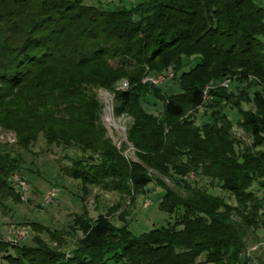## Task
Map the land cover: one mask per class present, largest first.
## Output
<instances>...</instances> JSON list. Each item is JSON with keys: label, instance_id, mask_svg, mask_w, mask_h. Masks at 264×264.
<instances>
[{"label": "trees", "instance_id": "16d2710c", "mask_svg": "<svg viewBox=\"0 0 264 264\" xmlns=\"http://www.w3.org/2000/svg\"><path fill=\"white\" fill-rule=\"evenodd\" d=\"M82 1L0 0V110L12 92L27 96L26 89L35 90L30 94L34 99L23 104L20 120L12 121V113H5L10 114L7 118L0 111V124L16 130L19 145L21 139L29 141L43 132L47 145L98 150L104 159L98 164L74 160L71 168L63 170L83 185L124 191L128 183L142 191L153 180L146 163L161 169L186 195L155 180L164 191L158 209L176 215L165 226L136 237L127 224L114 228L108 213L95 220L76 214L75 230L82 237L72 257L37 243L17 248L18 256L6 259H21L23 264H248L245 236L264 225V215H259L264 195L260 198L252 190L256 185L264 191V94L253 92L254 113L241 112L239 126L252 138L251 146L241 152L235 151L231 122L222 111V103L229 101L226 89L211 90L213 100L204 105L202 96L210 80L228 77L243 82L253 76L264 84V7L256 0H118L110 10ZM124 2L131 6L126 8ZM185 46L188 57L199 58L188 72L180 73L179 94L165 95L141 83L143 65L152 67ZM95 66L108 71L102 79ZM120 76L131 85V90L118 95L124 107L134 109L130 135L136 146L137 139L148 143L144 164L126 162L114 146L99 138L100 131L89 132L93 107L80 119L55 116L77 110L75 103L64 101L79 95L82 83L91 80L111 86ZM46 83L51 86L43 88ZM148 96L162 101L161 119L140 109V101ZM53 97L62 100L61 108L50 101ZM202 106H208L209 123L196 126L193 118H183L188 110ZM56 123L64 126L56 127ZM81 124L84 129L79 131L76 127ZM67 129L74 130L80 140L64 139ZM23 165V158L12 155L10 146H0V206L7 199L20 201L9 178ZM189 173L198 180L208 179L209 187L216 184L235 205L208 193L198 181L182 180ZM31 225L36 232L42 230L35 222ZM7 248L0 236V254ZM255 260L264 264V255Z\"/></svg>", "mask_w": 264, "mask_h": 264}, {"label": "rangeland", "instance_id": "374dc122", "mask_svg": "<svg viewBox=\"0 0 264 264\" xmlns=\"http://www.w3.org/2000/svg\"><path fill=\"white\" fill-rule=\"evenodd\" d=\"M127 1L133 2L134 0ZM256 2L264 7V0H256ZM82 3L83 5H95L112 10L117 6L118 0H83ZM124 6L129 8L131 5L124 2ZM198 58L197 55L188 57V47L185 46L174 54H168L161 61H156L152 67L143 65L139 70L141 83L147 84L149 88L160 90L165 95L179 94L180 82L178 79L180 73L188 72V70L193 68ZM109 63L112 68H117V64ZM163 64L165 67L162 66ZM93 70L100 73L98 79H102V75L106 71L101 66H95ZM89 72L87 71L88 76L91 74ZM147 78L161 79V82L153 84L146 81ZM253 78V76H248L243 82H237L227 77L230 80L229 87L226 89L229 101L222 103V111L231 122L230 132L237 142L235 144L236 152H241L244 147H250L252 144L250 134L239 126V122L242 120L241 112L254 113L255 107L251 101L253 92L259 90L264 94L263 82L253 80ZM222 82L221 80L216 82L210 80L204 89L209 87L214 90L219 88ZM111 84V86L96 85L91 83V80L90 82L82 83L78 88L79 95L77 93L71 99L64 101V104L75 103L77 110L74 112L70 110L67 113L65 111L55 113V116L68 121L72 117L73 119L76 117L80 119L83 115L85 116L90 107H93L95 118L89 132L100 131L99 138H103L104 141L114 146L126 162L144 164L148 143L137 139L136 141L139 143L137 146L135 145L134 137L130 135L135 125L134 109L132 107H124L118 97L120 93L131 90V85L126 77L122 76ZM247 84L251 85L248 86ZM49 86L51 85L46 83L43 88ZM240 91H243L242 94L244 95L242 97V94L240 95L239 93ZM33 92L35 90L26 89L27 96L25 93L12 92L11 98L3 102L4 105L0 110L3 116L8 118L10 114L6 115L5 113H12L10 115L12 121L20 120L23 104H27L26 100L31 101L34 99L30 95ZM50 101L58 104L60 108L63 106L59 97H53ZM140 109L143 113L151 115L158 120L162 118V101L153 97L143 98L140 101ZM207 113H209L208 106H202L188 110L183 118L191 117L195 120L196 126H200L204 123H209L210 120ZM82 124L76 127L79 131L84 129ZM16 125H18L19 130L23 131L24 128L20 123ZM60 126H64V124L57 125L56 123V127ZM57 129L53 127V130ZM75 134L74 130L69 132L67 129L66 134L63 136L65 137L64 139L69 137L76 138ZM36 135V138L29 139V141L21 139L23 144L19 145L18 140L21 137L16 130H11L4 127V124H0V146H10L12 155H20L24 162L20 171L12 174V176L19 175L24 180L27 188V201L23 202L19 199L20 201L14 202L11 199H7V202L0 206V236L2 242L5 243L4 236L10 231L22 230V227H26L24 229L26 232L25 237L20 241L18 247L8 244L4 255L0 254V264H23L21 259L12 261L6 258L10 256L11 258L17 257V248L21 246L36 247L37 243H41L46 248L60 251L65 254V257H72L78 241L82 237L81 232L75 230L78 228L73 220L76 214L81 215L83 219L95 220L99 214L108 213L110 215V223L114 228H123L127 224L131 234L136 237L148 233L153 228L165 226L167 222L172 221L176 217V215L169 216L158 209V199L164 191L163 188L155 183V180H159L164 186L183 196L186 195V192L170 177L158 171L161 169L156 166L145 163V170L152 176L153 180L145 189L139 192L131 189L128 183H126L127 187L123 189L124 191H111L106 190L102 186L83 185L80 181L65 176L64 168H71V162L80 159L86 160L89 164H98L104 160L101 153L96 149L79 151L73 147L56 146L55 144L47 145L43 132ZM76 140L79 141L80 137L78 136ZM21 147L26 149L24 150ZM182 180L191 184L194 181H198V186L206 189L208 193L223 197L228 204L235 205L234 199L218 187H215L216 184L209 187L210 181L208 179L198 180L195 175L189 173L182 177ZM122 184L121 186L124 188L125 181H122ZM51 189L55 190V200L53 203H46L44 201L45 194ZM14 190L18 192L16 188ZM252 190L260 198L263 197L264 191L258 189L256 185L253 186ZM259 215H264V205L259 211ZM33 222L39 224L37 226L42 230L34 231L31 225ZM68 232L70 233L67 234ZM50 234H52L51 238H49ZM66 234L68 236H65ZM245 243V251L254 245H259L254 257L262 258L264 255V225L254 232H248L245 236ZM199 260L201 259H198L197 262ZM107 264H112V262L108 261Z\"/></svg>", "mask_w": 264, "mask_h": 264}, {"label": "built area", "instance_id": "2783aa9c", "mask_svg": "<svg viewBox=\"0 0 264 264\" xmlns=\"http://www.w3.org/2000/svg\"><path fill=\"white\" fill-rule=\"evenodd\" d=\"M146 81L151 82L153 84H157L161 82V79H153V78H147ZM230 80L226 79L220 84V88L227 89L229 87ZM213 88L206 87L203 90V96H202V105L212 102L213 96L210 94V91ZM9 182L13 188H16L18 190V195L21 201L25 202L27 201V188L25 185L24 180L19 175H13ZM55 200V190L51 189L45 194L44 201L46 203H53ZM26 227H22V230H14L10 231L7 235L4 236L5 243L11 245V246H18L20 241L24 239L25 237V230ZM259 245H254L250 248H248L245 251V258L247 259L248 264H257L254 254L258 250ZM69 257V256H67Z\"/></svg>", "mask_w": 264, "mask_h": 264}]
</instances>
